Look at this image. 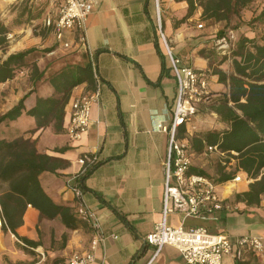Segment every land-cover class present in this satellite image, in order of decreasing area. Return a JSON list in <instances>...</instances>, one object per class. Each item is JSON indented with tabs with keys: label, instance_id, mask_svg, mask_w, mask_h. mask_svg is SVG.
<instances>
[{
	"label": "crops",
	"instance_id": "crops-1",
	"mask_svg": "<svg viewBox=\"0 0 264 264\" xmlns=\"http://www.w3.org/2000/svg\"><path fill=\"white\" fill-rule=\"evenodd\" d=\"M22 1L0 0V58L6 59L10 54L34 47L43 50L31 67L0 83L1 114L32 89L25 100L26 110L36 105L38 97L54 95L55 87L50 79L67 66L92 62L95 72L91 81L85 80L72 89L61 131H56L52 125L37 129L36 118L25 111L16 120L1 124V137L10 140L21 135L31 136L37 140L40 152L68 162L56 172H43L40 178L51 198L74 212L80 202L68 178L79 172L82 156L98 157V166L81 183L83 202L99 216L100 232L105 235L94 249L93 264H184L181 252L172 245H165L153 259L155 247L146 241L163 211L169 134L159 126L170 122L177 95V80L159 38L156 0H89L94 10L84 32L86 41L78 44L82 35L79 30L67 31L64 41L75 44L70 49L56 39L51 28L42 25L41 32H34L26 27L18 19ZM49 3L48 11H56L51 0ZM263 6L264 0H254L251 7L244 10L243 21L240 20L236 33L231 35V44L241 35L260 37L262 25L252 27L250 21ZM164 7L167 13L164 14V31L175 56L184 64L209 73L211 95L199 103L191 123L180 128L179 136L189 142L192 171L203 170L208 176L219 178L212 174L213 163H219L224 167V175L228 174L223 156L207 152L211 144L206 141L200 144L197 138L209 130L230 128V123L219 114L221 99L230 92V82L221 81L214 70L235 74L234 60L230 49L221 48L219 39L215 42L214 30L199 29L203 26L196 25L194 20L200 11L182 20L188 11L187 0H167ZM34 64L44 72L38 80L33 78ZM97 89L100 96L92 105L88 132L71 138L67 128L72 101ZM229 105L233 106V102ZM3 126L11 129L9 135L1 133ZM29 130L36 131L29 134ZM249 184L245 181L221 187L220 193L225 199V209L221 211L202 217L175 213L170 223L202 225L214 233L232 237L264 238V196L259 204L253 205L235 199L237 193L249 190ZM2 223L0 218V264H61L75 253L90 251L96 233L81 219L74 229L66 227L59 217L40 220V211L32 205L27 207L17 232L19 236L39 242L37 245L25 244L10 230L5 231ZM255 256L250 259L247 254L246 259L250 264H264L263 255ZM225 264H235L234 258L228 256Z\"/></svg>",
	"mask_w": 264,
	"mask_h": 264
},
{
	"label": "trees",
	"instance_id": "trees-1",
	"mask_svg": "<svg viewBox=\"0 0 264 264\" xmlns=\"http://www.w3.org/2000/svg\"><path fill=\"white\" fill-rule=\"evenodd\" d=\"M197 1L187 0L189 7L183 21L194 15ZM253 1L207 0L204 16L217 21H230L232 15L240 16ZM250 24L252 27L264 25V6ZM219 35L224 33L220 32ZM159 49L165 58L161 47ZM35 53L41 55L42 52L30 48L10 54L6 59L0 58V83L12 79L16 72L25 67H31L33 63L31 64L29 58ZM230 54L234 60L235 74L228 75L222 70H214L220 75L221 81L230 82V92L221 99L222 107L219 109V114L230 123V128L224 131L209 130L200 134L197 139L200 144L206 141L230 154L233 151L237 153L235 158L238 168H241L251 181L249 190L237 193L235 199L244 201L247 205L259 204L264 196V30L260 32L259 38L241 35L232 44ZM36 57L38 56L33 58V62ZM33 68V78L40 79L44 72L35 64ZM94 72L92 62L84 66H67L50 79L55 87L54 95L38 97L36 105L26 110L25 100L34 89L30 90L15 106L0 114V126L5 121L16 120L26 111L36 118L37 129L52 125L56 131H61L65 121V107L72 89L85 80L91 81ZM230 101L233 106L229 105ZM35 131L29 130L28 133ZM67 165L68 162L63 158L40 152L37 140L31 136L21 135L9 140L0 134V209L5 231L10 230L29 246L39 243L19 236L17 232L29 205L40 211V220L59 217L66 227H78L80 218L77 212L67 205L56 203L45 191L40 178L45 171L56 172L58 168ZM97 166L98 163L90 166L77 181L83 183ZM197 172L208 175L203 170ZM229 179L231 176L226 174L218 181ZM249 255L250 259L256 257L254 253ZM247 259L235 260V264H250Z\"/></svg>",
	"mask_w": 264,
	"mask_h": 264
},
{
	"label": "built area",
	"instance_id": "built-area-1",
	"mask_svg": "<svg viewBox=\"0 0 264 264\" xmlns=\"http://www.w3.org/2000/svg\"><path fill=\"white\" fill-rule=\"evenodd\" d=\"M51 3L55 4L56 11H48L42 25L51 28L56 39L63 42L66 48L70 49L75 45L64 41L67 31L79 30L82 35L78 39V44L85 43L84 32L88 18L94 10V4L89 0H51ZM156 3L159 38L177 80V95L170 122L161 123L159 126V129L169 134V144L165 162L166 181L162 216L146 236V241L155 247L153 259L165 245L176 247L182 254L184 264H225L228 256L240 260L250 253L264 256V238L260 236L232 237L226 233H214L202 225L186 226L182 222L174 226L170 223V218L175 213H182L184 217H202L207 213L225 209V199L221 196L220 188L250 182L251 179L238 168L236 152L233 151L229 155V152L213 144L207 146V152H217L223 156V164L228 174H231V179L220 182L219 178L192 171L193 155L189 142L179 136V130L183 125L191 123L198 111L199 103L211 95L209 73L188 66L175 56L171 42L163 29L161 0H156ZM202 26L203 24H199V27ZM229 40V36L220 38L218 41L221 48L230 49ZM99 96L100 90L97 89L84 93L72 101L70 123L67 128L71 138H78L88 132L92 121V105ZM97 161L98 157L95 155L82 156L79 159L81 164L79 172L68 178V183L80 202L76 210L79 218L89 223L96 232L91 242V250L75 253L61 264H93L94 249L104 240L105 235L100 232L99 216L83 202L84 191L81 182L77 181V178L85 174L90 166L97 164Z\"/></svg>",
	"mask_w": 264,
	"mask_h": 264
},
{
	"label": "rangeland",
	"instance_id": "rangeland-1",
	"mask_svg": "<svg viewBox=\"0 0 264 264\" xmlns=\"http://www.w3.org/2000/svg\"><path fill=\"white\" fill-rule=\"evenodd\" d=\"M206 2H207V0H198L197 1L196 12L200 11L201 14H199L196 17L194 22L196 23V25H199L200 23L203 24L202 28L198 27L199 29L214 30L212 35H214L213 39H215V42H217V43H218L217 40L222 38L223 36H226V37L229 36L230 37L229 42H230V45L232 46L231 35L236 33L240 22L243 21L242 17L245 15L244 10L241 12L240 16L232 15L230 21L222 20L223 22L220 24V21H217L215 19H209L206 16H204V9L206 7ZM165 3H167V0H161L160 5H161L163 24H164V14H167L165 12V7H164ZM20 4L22 5L21 9L22 8L23 9H22L21 13L19 14L20 16L18 19H21L26 27H27V25L29 27H31V29L34 32H41L42 31V22L39 23L38 19H43L44 15L48 12L47 8L48 7L50 8V6H51L49 3V0H23ZM52 5L55 6L54 4H52ZM250 7H248V8H250ZM166 10H168V9H166ZM172 18H173V20H175L174 22L178 21L177 16L175 14H173ZM35 19L37 20L36 22L33 21ZM258 27H259V25H258ZM259 28H262V30H264V25H262ZM163 29H164V26H163ZM220 32H223L224 35L220 36L219 35ZM235 40H237V39H235ZM34 48H36V47H34ZM36 49H38L39 52H42V50H43L40 48H36ZM230 51H231V48H230ZM35 56H40V53H35V54H33L32 57L29 58L31 60V64L34 63L33 58ZM3 101H4V103H6L7 100L5 98H3ZM1 133L9 135V133H11V129L3 126L1 129ZM219 165H220L219 163H213V171L214 172L212 174H213V176H216V177L219 176V179H220L224 175V167H221V165L220 166ZM227 175H231V174H227ZM0 218H2L1 209H0Z\"/></svg>",
	"mask_w": 264,
	"mask_h": 264
}]
</instances>
